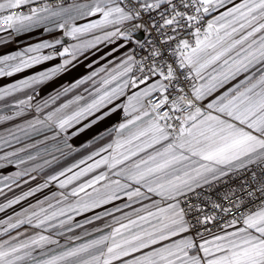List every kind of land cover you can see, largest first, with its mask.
<instances>
[{"label": "crops", "instance_id": "0c3cea01", "mask_svg": "<svg viewBox=\"0 0 264 264\" xmlns=\"http://www.w3.org/2000/svg\"><path fill=\"white\" fill-rule=\"evenodd\" d=\"M38 1L0 0V264H264V208L195 241L178 201L264 158V0H201L183 61L210 112L179 138L160 78L130 85L144 25L119 0L15 12Z\"/></svg>", "mask_w": 264, "mask_h": 264}, {"label": "built area", "instance_id": "2783aa9c", "mask_svg": "<svg viewBox=\"0 0 264 264\" xmlns=\"http://www.w3.org/2000/svg\"><path fill=\"white\" fill-rule=\"evenodd\" d=\"M76 1L82 0H42L15 12ZM119 1L144 25V37L134 50L130 85L160 78L161 87L149 96L150 108L170 136L182 137L189 113L198 108H203L205 114L210 112L196 98V80L183 61V55L194 50L199 41L212 37L213 25L204 4L201 0ZM178 201L195 241L231 226H245L254 213L264 208V158L184 192Z\"/></svg>", "mask_w": 264, "mask_h": 264}, {"label": "water", "instance_id": "95a60500", "mask_svg": "<svg viewBox=\"0 0 264 264\" xmlns=\"http://www.w3.org/2000/svg\"><path fill=\"white\" fill-rule=\"evenodd\" d=\"M143 37H144V32H143V34L141 35V39H143Z\"/></svg>", "mask_w": 264, "mask_h": 264}, {"label": "rangeland", "instance_id": "374dc122", "mask_svg": "<svg viewBox=\"0 0 264 264\" xmlns=\"http://www.w3.org/2000/svg\"><path fill=\"white\" fill-rule=\"evenodd\" d=\"M224 230H222V231H220V232H223ZM220 232H218V233H220Z\"/></svg>", "mask_w": 264, "mask_h": 264}, {"label": "bare ground", "instance_id": "6f19581e", "mask_svg": "<svg viewBox=\"0 0 264 264\" xmlns=\"http://www.w3.org/2000/svg\"><path fill=\"white\" fill-rule=\"evenodd\" d=\"M190 230V229H189Z\"/></svg>", "mask_w": 264, "mask_h": 264}]
</instances>
